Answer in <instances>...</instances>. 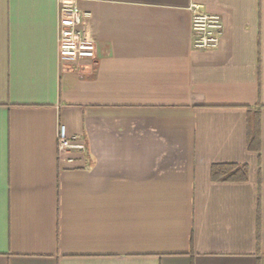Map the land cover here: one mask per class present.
Segmentation results:
<instances>
[{"label": "crops", "instance_id": "0c3cea01", "mask_svg": "<svg viewBox=\"0 0 264 264\" xmlns=\"http://www.w3.org/2000/svg\"><path fill=\"white\" fill-rule=\"evenodd\" d=\"M193 3L217 48L193 47ZM73 5L97 44L79 67ZM0 264H264V0H0Z\"/></svg>", "mask_w": 264, "mask_h": 264}, {"label": "built area", "instance_id": "2783aa9c", "mask_svg": "<svg viewBox=\"0 0 264 264\" xmlns=\"http://www.w3.org/2000/svg\"><path fill=\"white\" fill-rule=\"evenodd\" d=\"M192 12L193 47L197 50L217 48L224 27L219 13L207 12L198 3L190 6ZM88 12L78 6H66L61 9L59 18V58L62 64L79 67L86 62H94L97 57V44L82 34L83 18ZM59 148L61 151L84 149L85 143L77 135H69L66 125L60 124Z\"/></svg>", "mask_w": 264, "mask_h": 264}, {"label": "trees", "instance_id": "16d2710c", "mask_svg": "<svg viewBox=\"0 0 264 264\" xmlns=\"http://www.w3.org/2000/svg\"><path fill=\"white\" fill-rule=\"evenodd\" d=\"M249 147H260V120L258 110H255L250 119ZM247 164L217 163L212 166V178L214 180H244L247 178Z\"/></svg>", "mask_w": 264, "mask_h": 264}]
</instances>
